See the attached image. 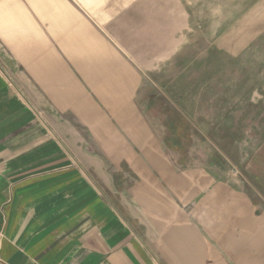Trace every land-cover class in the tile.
I'll return each mask as SVG.
<instances>
[{"label": "crops", "instance_id": "1", "mask_svg": "<svg viewBox=\"0 0 264 264\" xmlns=\"http://www.w3.org/2000/svg\"><path fill=\"white\" fill-rule=\"evenodd\" d=\"M193 6L0 0V264H264V0L202 51L217 114L177 129L200 157L144 91Z\"/></svg>", "mask_w": 264, "mask_h": 264}, {"label": "rangeland", "instance_id": "2", "mask_svg": "<svg viewBox=\"0 0 264 264\" xmlns=\"http://www.w3.org/2000/svg\"><path fill=\"white\" fill-rule=\"evenodd\" d=\"M248 4L249 0H194L192 14L195 21L192 29L191 48H187L186 52L183 51L178 56L175 70L151 76L154 82L148 80L144 87L146 97H152L153 102L150 103V106H157L155 113L161 117V125L170 127L171 122L177 120L181 131V129L191 128L189 120L195 126L200 127L201 112L205 111L209 117L217 114L215 88L213 92L209 91V93L206 88L205 96H201L202 80L212 77L211 62H209V66L201 63L202 51L206 48L223 45L226 52L227 48L240 44L242 39L235 38L237 33L234 32V22L244 14V11H247ZM260 43L261 45L264 43L263 38L258 42V44ZM226 58V56L222 58V56L214 55L211 59H215V64L217 60L222 59L221 66L224 62L225 67L229 68L226 66L228 63ZM184 114L189 117V120L184 118ZM192 131L194 132V130ZM184 135H181V141L187 145H193V156L200 157L201 149L196 146H199L204 140L198 134H191V139ZM190 151L192 150L187 149L180 152L182 158L185 155L189 156ZM207 153L211 154V151L208 150ZM231 169L236 171L233 167Z\"/></svg>", "mask_w": 264, "mask_h": 264}, {"label": "trees", "instance_id": "3", "mask_svg": "<svg viewBox=\"0 0 264 264\" xmlns=\"http://www.w3.org/2000/svg\"><path fill=\"white\" fill-rule=\"evenodd\" d=\"M178 122L179 121H177V120L171 122L170 127H171V129L173 131H172V134L170 135V143H172V142H177V143L182 142L181 141L182 140V136L177 133L178 132L177 129L180 126Z\"/></svg>", "mask_w": 264, "mask_h": 264}]
</instances>
